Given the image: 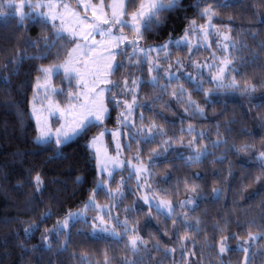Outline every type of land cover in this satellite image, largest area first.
<instances>
[{
    "label": "trees",
    "instance_id": "16d2710c",
    "mask_svg": "<svg viewBox=\"0 0 264 264\" xmlns=\"http://www.w3.org/2000/svg\"><path fill=\"white\" fill-rule=\"evenodd\" d=\"M209 4L216 15L206 46L198 40L192 51L175 48L167 58L151 60L160 62V69H177L176 77L152 84L148 60L140 56L141 63H130L117 56L124 67L111 75L120 87L106 93L104 123L57 145L36 142L30 100L39 69L65 60L74 41L64 35L49 55L33 59L45 38L55 39L53 23L29 18L21 27L0 0V264H264V0H180L177 8L161 13L162 22L145 31L139 44L159 46L186 33L191 38L208 22L200 13ZM217 31L230 37L226 56L232 63L225 70L232 85L225 87L208 83L205 73L195 80L185 74L194 73L192 60L202 63L212 51L220 54ZM125 33L132 35L127 28ZM135 78V122L123 142L125 156L147 163L151 192L173 204L192 196L194 205L167 216L126 191L115 212L127 233L92 235L81 221L60 230L59 223L94 190L96 203L109 202L97 188L88 143L101 130L121 126L130 99L123 81ZM53 83L55 101L68 105L75 80L57 74ZM249 233L258 238L249 240ZM134 237L146 241H138L135 251ZM222 241L231 249L224 254Z\"/></svg>",
    "mask_w": 264,
    "mask_h": 264
},
{
    "label": "snow or ice",
    "instance_id": "6c2138e0",
    "mask_svg": "<svg viewBox=\"0 0 264 264\" xmlns=\"http://www.w3.org/2000/svg\"><path fill=\"white\" fill-rule=\"evenodd\" d=\"M25 4H27V7L30 9L47 7L49 9L48 13L38 12L37 15L45 22L49 20L52 21L53 27L56 30L55 39L49 41L45 38L43 48L32 57L33 59L39 60L49 55L52 49L56 48L57 42L64 39V33H67L75 43V47L67 54L68 59L65 60L63 64L51 67H41L39 69L40 73H42L47 80L51 77L53 72H58L60 68H63L65 77L68 78L69 81L75 79L78 85H82L80 92L75 95L74 100L72 99L73 93H68L70 99L67 110L60 109L59 106H57V111H60L61 117L65 120V123L62 124L60 128L56 129L55 132L56 144L60 145L80 133H86L91 127L104 123L106 114L108 113V108L102 99L104 92L110 91L114 94L115 90L120 87L119 83L109 80L107 77L124 67L122 61L116 62L117 56L122 58L127 57L130 63H141L142 61L138 53L143 54L145 61H147L150 59L148 57L149 52L160 51L162 48L167 47V44H165L160 46V48L145 49L140 46L139 41L144 39L145 31L150 30L154 25L158 26L162 22L161 13L172 11L177 8L180 4V0H140L138 5L136 0H110V2H106V0H98L97 3H93V0H79V5L84 9L83 16H81L80 12L73 11L70 5L66 3L55 4L50 0L48 4H43L40 0H37L36 3H29L28 0H20L18 5H14L12 0H10L8 6L16 8V12L19 13L18 24L21 27L24 26L25 20L30 18L29 14L24 11ZM197 6L199 7V4ZM56 8H62L64 11L53 13L52 9ZM2 14L3 13L0 12V15ZM200 14L203 17H207L209 25H211L212 17L216 15V11L209 4L203 8ZM66 16L72 17L71 27L67 26L65 20ZM58 19L60 23L57 25L55 21ZM192 25L193 30H195V21H192ZM212 26L215 27L214 25ZM125 28H127L129 32L135 33V40L128 39L124 34ZM200 30L204 33V39L207 40L209 34L206 27L201 26ZM217 35L220 36L223 41H228L230 39L229 35L219 31H217ZM97 36L100 37L99 40L96 39ZM186 39L187 33L185 41ZM37 43H31V46L37 47ZM169 43L173 42L169 41ZM174 43L179 47L181 41H175ZM125 44V47H121ZM217 47H223L226 50L228 45L217 44ZM129 48L131 49V52H129ZM78 50L82 51L85 56H87L89 52H106L107 56L103 57V59L107 61L104 65V70L101 72L99 68L96 70L89 69L87 63H84V72H81L80 69L74 67L72 64V54L76 53ZM93 63L96 64L98 62L93 61ZM221 63L225 65L231 64L232 59L229 56H223ZM219 71L222 73L224 69L221 68ZM88 76H91L90 81L87 79ZM217 79H219V77H217ZM153 80L155 81L156 77H153ZM39 81L40 77H37L38 87ZM101 82L112 85V88H100L97 90V85ZM123 83L125 88H127L128 81L125 80ZM233 83H235V81H233ZM132 85H136L135 80L132 81ZM113 99H115V95H113ZM117 103H119V101H117ZM133 103H135V98H133ZM126 107L130 110L132 105L127 104ZM201 111H203V109H201ZM33 115L36 116L38 126L40 127V135L37 137V142L49 141L51 139V129L47 126L46 122H41V117L37 114L35 105L33 106ZM125 115V113H121V116ZM103 135L104 133L101 132L100 136ZM113 135H116V133ZM96 139L98 138L93 139V145H95ZM261 157L264 158V153H261ZM109 175H111V173H109ZM35 179L38 185L42 183L41 178L38 175ZM192 190L195 191V186ZM98 219H100L101 224L104 223L103 218ZM63 226L65 228L68 226L67 221H64ZM93 228L95 230L96 225H93ZM98 231L101 233L109 232L106 227L99 228ZM28 232L29 229H25V233L27 234ZM109 234L112 236H119V233L114 230ZM257 238L258 237L249 233V240H255ZM138 241L142 244L146 243V241L140 240L139 237L131 238L130 243L134 251L137 250ZM245 243H247V241H245ZM230 250L231 249H229L222 241L220 254H224ZM240 250L245 254L249 251L248 248L243 247H241ZM166 251H174V249ZM105 264H107V260L105 261Z\"/></svg>",
    "mask_w": 264,
    "mask_h": 264
},
{
    "label": "rangeland",
    "instance_id": "374dc122",
    "mask_svg": "<svg viewBox=\"0 0 264 264\" xmlns=\"http://www.w3.org/2000/svg\"><path fill=\"white\" fill-rule=\"evenodd\" d=\"M10 0H6V5L8 6ZM14 5H18L20 3V0H12ZM29 3H36L37 0H28ZM43 4H48L50 0H40ZM52 3L59 4V3H66L69 4L71 9L73 11L80 12L81 16L84 15V9L79 5V0H51ZM98 0H93V3H97ZM106 2H110V0H106ZM9 7V6H8ZM12 9V14L16 15L19 18V13L16 12L15 7H10ZM25 13L29 14V17L31 19L40 18L37 13L38 12H44L48 13L49 9L47 7H42L40 9H30L27 7V4H25L24 7ZM64 10L62 8H56L52 9L53 13L56 12H63ZM90 16V12H89ZM42 19V18H40ZM65 20L67 22V26L71 27V20L72 17L66 16ZM50 23H53L52 21H48ZM55 23L58 25L60 23L59 19L55 21ZM210 26L207 22L205 24V27L207 29L208 34H210ZM106 27V26H104ZM198 34L193 33V36L187 37L185 41V36L178 39H169L165 41L163 44L159 46H150V47H143L145 49L149 48H160V46L167 44L166 48H162L160 51H151L148 53V59L150 63V76L148 78V81L152 84H155L159 82L160 77H162L163 81L160 83L163 84L164 82H167L168 80L176 77L177 75V69L173 68L171 65L165 69H160V62L159 65L156 63L154 64L151 60L155 58L156 59H165L168 57L170 52H174L175 48H182V47H189V50H193L198 44V40H203L204 44L206 46V40L204 39V33L200 30L201 27H198ZM126 29V28H125ZM197 30V29H196ZM124 34L128 37L129 40H135L136 35L135 33H132V35H128L124 32ZM226 34V33H225ZM63 35H67V33H64ZM228 35V34H227ZM70 37V36H69ZM71 38V37H70ZM209 38V35L208 37ZM72 39V38H71ZM97 40L100 39L99 36L96 37ZM73 40V39H72ZM169 41H172L173 43H169ZM175 41H181L180 46L178 47L174 42ZM221 45L227 44L230 45L229 40L223 41L220 37L219 41ZM200 45V44H199ZM75 47V43H73V46L71 47L69 53L72 51V48ZM228 53V50L224 49L223 47H220V54L215 53L212 51V56L207 61H203L202 63H197V61L192 60L193 64L195 65V71L194 73L186 72V76L190 75V77L195 80V75L205 73V79L208 83H211L215 87H225L232 85V82L227 79V72L225 70V64L221 63L222 57L226 56ZM160 54V55H159ZM142 58H144L143 54H139ZM107 53L104 51H96V52H89L87 56L83 54L82 51L78 50L76 53L72 54V64L74 67L81 70V72H84V63H87L89 69L96 70L99 68V70L102 72L104 70V65L107 63L103 57H106ZM68 59V56L65 60ZM63 60L62 62L58 64L53 65H47L44 67H51L55 65H61L65 62ZM93 61H97L98 63L94 64ZM178 58L174 57V62L177 64ZM223 68L224 71L221 73L219 69ZM57 74H61L65 77L64 69L60 68L58 72H53L51 77L49 79H45L43 74L40 77L39 81V87L37 86V80L34 85V96L30 100V111L31 116L35 122V126L37 129V136H36V142L37 137L40 135V127L38 126L36 116L33 115V106L35 105V108L37 110V114L41 117V122H46L47 126L51 129V139L54 142H56V136L55 132L56 129L60 128L62 124L65 123L64 118L61 117L60 111H57V106H59L60 109L67 110L69 107V104L66 106H61L59 103H57L54 99V93L56 90V87L54 86L53 80L54 77ZM153 77H156V80H153ZM219 77V79H217ZM111 76H108L107 79L110 80ZM87 79L90 81L91 76H88ZM103 79V77H102ZM75 80V79H74ZM128 81V86L124 90L129 93V100L124 102V110L123 113H125V116H122L120 124L121 126L115 130H101L96 136H94L88 143V147L90 150L94 153L95 156V165H96V174H97V188L102 189L109 197L108 204H98L95 201V190L91 194L88 201L78 210H75L71 213H69L62 222L59 223V229L65 230L68 228L69 224L74 221H81L85 224H88V232L92 235H105L113 238H118L121 236V234L127 233L130 229L125 225V222L122 219H119L117 217V214L115 212V208L117 207L119 200L121 199L122 195L125 194L126 191L132 193L136 200L143 206L154 208L155 210L163 213L164 215L171 216L175 212V209L178 208L182 210L183 206L191 207L194 205V197L189 196L186 198L183 202V200L177 202L176 204H173L172 202L161 198L160 196L154 194L149 189V169L147 166V163H144L136 156L127 157L125 156V152L123 149V142L125 141L127 143L128 138L132 135L131 129L134 127L135 122V104H136V92L138 89V80L135 78L136 85H132V81L129 82L128 79H125ZM77 90L76 93L73 94L72 99H75V95L80 92L82 85H78L77 81L75 80ZM109 84H105L103 82L99 83L97 85V90L100 88L110 89ZM108 91L104 92L103 96V102L106 105V93ZM35 98V99H34ZM133 98H135V103H133ZM131 104L132 107L129 110L126 105ZM107 116V114H106ZM70 119V117H69ZM103 132L104 135L100 136V133ZM116 133V135H113ZM77 136V135H76ZM74 136V137H76ZM72 137L71 139H73ZM94 138L96 139L95 145H93L92 141ZM70 139V140H71ZM49 140V141H50ZM69 141V140H68ZM37 143H44V142H37ZM119 145V147H118ZM111 173V175H109ZM118 174L117 177L115 175ZM115 181L116 184H112V182ZM94 194V198H93ZM103 218L104 223H100V219ZM64 221H67L68 226L65 228L63 226ZM93 225H96V229L94 230ZM106 227L108 228L109 232L101 233L98 231L99 228ZM115 231L119 233V236H112L109 233L112 231Z\"/></svg>",
    "mask_w": 264,
    "mask_h": 264
}]
</instances>
